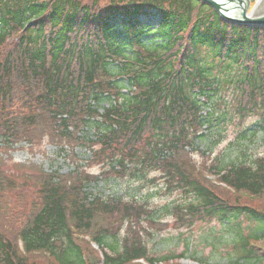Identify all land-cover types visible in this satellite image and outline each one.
Instances as JSON below:
<instances>
[{"label": "trees", "instance_id": "trees-1", "mask_svg": "<svg viewBox=\"0 0 264 264\" xmlns=\"http://www.w3.org/2000/svg\"><path fill=\"white\" fill-rule=\"evenodd\" d=\"M101 1L0 0V165L22 141L30 151L46 140L91 154L81 162L71 153L66 174L24 162L14 166L32 173L0 171V264H156L137 234L158 225L153 209L134 195L87 190L135 173L180 192L171 209L179 224L222 225L233 264H262L264 156L209 154L235 117L236 145L264 144V27L226 21L201 0ZM86 128L94 138L79 135ZM197 142L205 172L228 188L194 172ZM150 171L158 175L147 179ZM27 184L34 196L20 192ZM79 235L98 244L101 259Z\"/></svg>", "mask_w": 264, "mask_h": 264}, {"label": "rangeland", "instance_id": "rangeland-1", "mask_svg": "<svg viewBox=\"0 0 264 264\" xmlns=\"http://www.w3.org/2000/svg\"><path fill=\"white\" fill-rule=\"evenodd\" d=\"M105 1L106 0H102L101 3H105ZM226 94L229 98L228 105H230L233 103L232 100L230 102L231 94L229 91H227ZM102 106L106 107L107 104L103 103ZM236 120L237 118L235 117L232 122L229 121L225 123L224 129L220 133V139L217 145L214 147L213 153L209 154L210 157H219L220 162H224L229 156L232 157L236 154L239 155L240 151L242 150L246 151L245 154L247 157L252 158L264 156L263 143L256 142L254 145H249L246 144V142H240L239 145H236L237 138L235 136L236 130L238 129L235 126ZM249 121H251L250 118L246 119L244 123L247 124ZM82 133V135L88 134L90 138H94L95 135V132L89 128L83 130ZM196 144L198 148L191 159V164L194 172L205 173L204 163L206 162L208 164L209 159L206 160L202 158L200 152L204 148L205 143L197 142ZM22 146L23 148H18ZM18 147H15L10 152L11 158L13 159L3 158L0 165V171L3 170L4 174L32 173L29 169L17 170V168L14 166V162H34L40 165L44 171H57L60 174H65L67 171H71L74 168V163L71 160L72 157H70L71 155L69 151L65 149H57L56 146L54 147L49 145L46 140H43L40 145L35 146L33 152L28 151L26 144L24 143ZM73 155L81 162L88 160L91 156L89 150L82 146L76 147L73 150ZM99 168V166H92L88 168V171L92 174H98ZM155 175L157 176L158 174L155 171H150L148 173L147 179H152V177ZM210 178L208 179L211 180ZM124 179L121 181V184H111L108 186H103L101 181L91 183L89 184L88 192L90 191L99 193V195L103 194L108 197H119L122 195L129 197L134 195L143 202L145 201L147 205L153 209V217L159 222L158 225L150 226L143 223V226H146L149 231L140 229L137 233L141 240H143V242L146 244L150 257L157 259L159 258L158 260L161 261H163V259L160 258H164L166 261L164 264H170V261L168 263L167 260L168 257H179V254L184 253L185 255H183V257H179V259H177L176 264H200L199 262L192 259V256L202 259L203 262L205 260L206 264H233L231 260L235 258L233 255L234 247L231 243H229L230 239L228 234L224 231L222 225H219L216 220H194V222L189 225V227H186V225H181L179 222H177L178 217L174 216V214L171 212V209L173 204L175 205L177 202L181 203L183 201L182 195L179 191L166 193L165 190H163L164 184H162L161 181H155L154 184H149L147 183V180L141 179L137 173H135V175L130 179ZM22 182L23 180L18 178L17 183L22 185ZM218 183V180L215 179V185L225 188ZM21 190L22 191L20 192L26 196H34V189L29 186V184L23 186ZM229 192L234 194L230 190ZM237 195L241 198L242 196L247 198L251 196L246 194V192L238 193ZM22 201L20 200L19 203L20 208L25 206L24 202ZM10 207L13 210L16 209V202L11 204ZM240 224L242 228H246L247 226L245 222H240ZM125 234H127V231L125 230L124 225L123 229L118 235L119 240L122 239ZM83 239L87 241L86 238ZM255 244L260 245L264 252V240L256 241ZM90 248L95 250L93 245H90ZM262 264H264V261Z\"/></svg>", "mask_w": 264, "mask_h": 264}, {"label": "water", "instance_id": "water-1", "mask_svg": "<svg viewBox=\"0 0 264 264\" xmlns=\"http://www.w3.org/2000/svg\"><path fill=\"white\" fill-rule=\"evenodd\" d=\"M201 1L213 8L226 21L244 26L264 27V0H255L252 7L250 0Z\"/></svg>", "mask_w": 264, "mask_h": 264}]
</instances>
